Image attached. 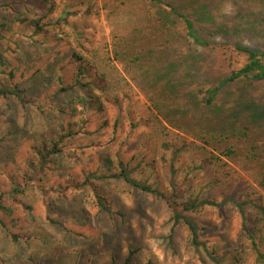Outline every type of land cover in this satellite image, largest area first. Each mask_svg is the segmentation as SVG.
<instances>
[{
    "label": "rangeland",
    "instance_id": "1",
    "mask_svg": "<svg viewBox=\"0 0 264 264\" xmlns=\"http://www.w3.org/2000/svg\"><path fill=\"white\" fill-rule=\"evenodd\" d=\"M233 6L220 5L217 21L223 23V11L232 9L231 21L243 44L264 46V0H236ZM148 9L144 0H0V33L4 36L0 49L8 46L5 56L15 67V80L42 99L41 103L61 86L73 85L76 68L69 61L73 51L104 64L108 78L122 85L119 92L111 94L93 89L101 96L102 113L95 108L83 113L78 105L73 112L68 105L72 97L67 94L58 95L43 114L34 108L22 109L12 100H0V190L27 184L23 175L29 174V162L36 159L32 144L47 138L60 123L78 122L74 128L83 127L78 135L62 141L57 167L51 164L39 181H29L27 190L16 194L17 202L7 200L11 213L0 211V264H107L112 252L123 258L135 248L141 264H201L199 255L188 246L185 227H173L170 211L157 196L120 181L96 183L112 205L113 213L108 215L99 208L89 187L73 185L83 182L87 172L116 169L115 153L120 152L135 178L163 190L170 188L160 149L165 136L134 80L141 74L125 71L114 52L115 42L131 40L136 21L143 20ZM31 20L37 21L41 30L34 31ZM4 22L7 26L1 30ZM88 72L83 80L87 83L93 79L90 73L94 69ZM74 87L68 91L83 94ZM249 94L257 104H264V81L249 88ZM261 132L264 142V130ZM173 136L180 141L175 131ZM191 141L187 139V151L178 160V179L189 166L201 164L205 158ZM240 158L230 161L229 177L215 164L202 163V169L189 174L186 195L199 193L216 199L227 193L261 196L264 201L259 166H249ZM209 181L216 183L205 186ZM49 206L56 223L47 218ZM249 217V228L264 252V217L252 210ZM194 218L205 228L201 238L223 257V264H256L233 205L204 208ZM9 233L19 235V242H12Z\"/></svg>",
    "mask_w": 264,
    "mask_h": 264
},
{
    "label": "trees",
    "instance_id": "2",
    "mask_svg": "<svg viewBox=\"0 0 264 264\" xmlns=\"http://www.w3.org/2000/svg\"><path fill=\"white\" fill-rule=\"evenodd\" d=\"M144 1L148 12L143 20L136 21L131 40L115 42L114 52L118 62L124 63L122 66L125 71L141 74L136 79L131 77L139 83L155 113L154 118L162 127L160 132L165 138L160 143V149L169 173L167 182L170 188L163 190L135 178L133 168L120 152L115 153L116 169L87 172L83 182L73 185L78 188L89 187L99 208L108 215L113 213L112 205L96 183L120 181L130 188L157 196L170 211L173 227H185L188 246L199 255L201 264H223L224 259L215 249H209L201 238V231L205 228L199 225L194 216L204 208L220 209L223 205L231 204L237 211L240 231L251 243L256 264H264L260 242L249 228L250 210L264 217L261 196L240 197L224 193L215 199L199 193L186 195L188 190L185 189L189 174L202 169V163L204 166L207 162L215 164L224 171V177H229L232 175L229 163L238 157H243L249 166H259V183L264 187V163L261 162L264 161V142L260 139V132L264 130V104H257L249 94V88L264 81V46L243 44V38L237 36L238 30L231 21L232 9L222 10L225 20L223 23L217 21L220 5L222 7L226 2L233 8L236 0ZM30 23L34 31L41 30L37 21L31 20ZM1 25V30H5L6 22ZM0 38H4L1 33ZM7 49L8 46L0 49V100H12L22 109L34 108L43 114L44 108L53 104L58 95L67 94L72 97L68 105L73 112H77L78 105L83 113L90 108L102 113L101 96L94 93L93 89L99 90L101 94H111L119 92L122 86L108 78L104 64L101 66L73 51L69 58L76 68L73 85L61 86L50 99L41 103L42 99L31 95L27 88L21 87L15 80V67L5 56ZM240 59L243 62H239ZM91 67L94 69L90 73L93 79L87 83L83 80ZM199 72V79H196ZM58 80L63 84L60 75ZM86 85L90 87L84 89ZM74 86L82 89L83 94L68 91ZM115 99L118 104V98ZM74 125H78V122L67 126L60 123L47 138L32 144L36 159L29 162V174L23 175L27 184L22 188L16 185L9 191L0 190V211L11 213L12 209L5 204L7 200L17 202L16 194L24 193L29 181H39V176L51 164L57 167L55 160L62 155V141L78 135V130L83 129H75ZM163 130L168 131L165 133ZM169 130L172 133L175 131L180 141L172 137ZM187 137L191 138L193 148L201 151L200 154H204L205 158L201 164L189 166L186 174L178 179L177 163L187 151ZM212 183L214 181H209L205 186H211ZM25 207L30 210L29 206ZM51 212L49 206L47 218L51 223H56L50 216ZM174 229H171L172 232ZM9 235L12 242H19V235ZM169 243L173 245L172 234ZM136 253V248L129 249L123 258H118L112 252L107 264H141L136 259Z\"/></svg>",
    "mask_w": 264,
    "mask_h": 264
}]
</instances>
